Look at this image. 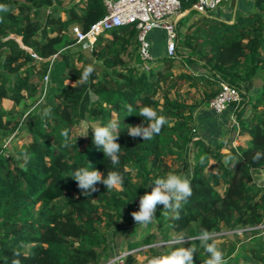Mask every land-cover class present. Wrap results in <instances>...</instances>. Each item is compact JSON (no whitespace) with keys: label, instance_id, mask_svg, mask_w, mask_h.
Returning a JSON list of instances; mask_svg holds the SVG:
<instances>
[{"label":"trees","instance_id":"trees-1","mask_svg":"<svg viewBox=\"0 0 264 264\" xmlns=\"http://www.w3.org/2000/svg\"><path fill=\"white\" fill-rule=\"evenodd\" d=\"M70 1L74 4L58 10L55 5L61 0H0L9 9L0 12V102L20 105L34 99L19 115L0 107V138L4 133L15 137L21 120L34 136L16 153L0 147V264H11L14 258L21 264H105L121 254L115 237L120 242L124 236L129 240L138 226L134 220L120 224L123 211L151 191L148 185L155 178L168 173L187 175L193 195L182 204L179 220L171 213L159 220L160 242L169 241L171 231L195 237L202 229L210 234L252 229V235L260 234L253 245L240 246L233 256L235 248L230 247L227 264H264V229H254L264 225V184L255 178L264 169V158L253 161L257 151H264V0H252L251 10L237 11L231 23L199 16L184 31L177 30L176 57H163L148 70L142 68L137 32L131 26L98 37L89 56L62 51L73 44L65 38L70 26L78 25L85 32L105 13L101 0ZM179 3L180 12L194 13V0ZM175 59L186 66L198 64L207 73L176 74ZM88 64L95 71L81 82ZM34 78L41 82H33ZM222 82L237 88L241 100L230 105L234 117L230 136L214 146L196 129V103L187 104L179 97L185 84H202L200 101L208 105ZM254 85L258 92L251 97ZM88 93L95 99L89 101ZM129 103L136 113L127 115ZM146 105L165 115L168 123L159 135L144 141L130 137L127 126H147L138 115ZM49 106L51 115L45 117L43 111ZM84 116L97 125L111 118L120 121V163L115 168L102 148L93 144L91 129L84 144L72 135ZM65 128L69 129L67 146L60 135ZM235 135L249 139L244 146L233 147ZM223 146L226 153L221 152ZM24 152L30 156L27 164ZM167 158L179 161V167L167 168ZM88 162L105 177L108 171L121 172L124 185L108 191L98 183L97 192L84 196L70 175ZM155 242L156 235L148 234L140 243H127L126 249ZM192 244L198 249L195 264H204L207 254L200 240ZM179 246L173 242L162 250H148L161 256ZM183 246L190 247L191 242ZM134 262L133 254L123 260V264Z\"/></svg>","mask_w":264,"mask_h":264},{"label":"clouds","instance_id":"clouds-1","mask_svg":"<svg viewBox=\"0 0 264 264\" xmlns=\"http://www.w3.org/2000/svg\"><path fill=\"white\" fill-rule=\"evenodd\" d=\"M8 10V6L0 4V12H7ZM94 71V66L88 64L81 73L80 81L87 82ZM51 112L52 109L49 106L44 109L43 116H50ZM126 112L127 115H131L136 113V109L129 103L126 105ZM138 115L144 118L147 126L144 124L128 125L127 134L132 138L140 137L144 141L151 140L154 136L159 135L162 128L168 123V118L159 114L151 106L140 107ZM91 130L93 132V144L97 148H102L105 157L110 159L111 165L115 168L120 163L121 145L117 142L120 134V121L111 118L106 124H98ZM60 135L65 138V146H67L69 129H62ZM22 157L24 164H27L30 160L29 154L24 152ZM261 158H264V151H257L253 156V161H259ZM70 176L76 181L81 193L87 197L99 190L96 187L98 183H102L110 191L122 187L125 181L124 175L116 170L108 171L105 177L90 162L86 167L75 169ZM148 187H151V191L139 197V210L131 213L137 225L147 226L156 221L155 213L158 205L163 206L162 216H168L171 213L174 220H179L182 204L187 203L193 195L191 180L185 174L168 173L166 176L155 178ZM197 239L200 240L201 246L208 256L204 264H227L223 251L218 248L216 243L209 242L212 240V236L206 229H202L200 234L195 237L178 235L176 240L181 246L174 248L165 255L152 257L148 264H195L194 254L198 252V249L192 244V241ZM188 242H191V246L184 247L183 245ZM19 255L20 253L14 252L15 257H19ZM11 264H21V261L14 258Z\"/></svg>","mask_w":264,"mask_h":264},{"label":"rangeland","instance_id":"rangeland-1","mask_svg":"<svg viewBox=\"0 0 264 264\" xmlns=\"http://www.w3.org/2000/svg\"><path fill=\"white\" fill-rule=\"evenodd\" d=\"M74 1H70L69 0H61V4L60 5H55V8H57L58 10H61L63 8H68L71 5H73ZM76 2V1H75ZM188 13V12H187ZM187 13H182L183 15L181 17H183L184 15H186ZM59 15L61 16L62 19H65L64 14L62 13V11H60ZM181 17L179 16V20L181 19ZM195 18H198V16H194V18H192V23L195 21ZM173 19V17L171 18ZM190 21V22H191ZM182 25V23H181ZM177 26V30L179 31H183V27L184 25L181 27ZM108 34L105 33V35ZM65 38L68 42H73V36L70 34L69 31H67V33L65 34ZM107 36V35H106ZM162 37V36H161ZM164 37V35H163ZM160 39V38H159ZM157 39V42H159V44H156L155 46H153L152 48H150V53L152 54V56L155 58L154 59V64L155 62H160V60L165 57L164 55V51L162 50L163 48V43H162V39L159 40ZM19 40V39H17ZM150 41V40H149ZM151 42V41H150ZM161 42V43H160ZM152 45V44H151ZM61 50H65V51H70L71 53H75L77 54L78 52H81L84 56H89V49L87 46H85V44H71L65 48H61ZM154 64L152 65V67L154 66ZM76 66H80V63H76ZM151 67V68H152ZM173 72L174 73H179L180 71H184L187 74L190 75H194L197 76L198 74H206L207 71L204 70L202 67H200L198 64H191V65H185L183 64L180 59H175L173 62ZM33 82L36 83H40L41 81L38 80L37 78L33 79ZM65 84H71V82L69 81H65ZM202 89H204L202 84H194L193 86H190L188 84H185L184 87L182 88L181 94L179 99L180 100H184L187 104H192V103H196L197 106H201V108H204L205 106L201 104L200 98H201V93H202ZM258 92V88L256 85L253 86L252 90L249 92V96H254L256 93ZM89 97L88 100L92 101L95 99V97L91 94L88 93ZM170 97L173 99L175 98L173 94L170 95ZM35 98V97H34ZM34 99H28L26 101H24L22 104L20 105H14L11 101L9 100H2L0 102V107L3 110L6 111H13L14 114H23L26 111V106H29L30 103L33 101ZM196 106V107H197ZM195 107V108H196ZM193 109V113L195 115L196 109ZM249 108V106L247 107V109ZM233 107L229 106L227 108V110L225 111V113L221 116L218 115H211V113L209 112L208 115L209 117L207 118V122L206 124H201L196 122V129L197 131L206 138V140H208L210 143H212L214 146H217L218 144H221L223 142L224 138H228L230 135V128L231 125L233 124ZM20 127L17 130V135L14 137V133L13 134H8V133H4L3 137L0 138V147H2L5 151L7 150L9 153H16V151L23 145V144H27L28 142H30L31 140H33L32 134L27 131L25 129L24 123L22 122V120L20 121ZM222 122L221 126L220 123ZM217 124V125H216ZM97 125L96 122L93 121H89V119L84 116V119H82V121L73 128L72 130V135L74 137H77L79 139L82 140L83 144L85 143L86 137H87V133L89 129L94 128ZM86 135V136H85ZM240 136V135H235V139ZM238 140V139H237ZM236 140V141H237ZM219 146V145H218ZM232 146L235 147L236 145H234V143H232ZM221 152L222 153H226L227 152V148L225 146L221 147ZM167 168L169 169H176L177 167H179L180 162L177 161L176 159L173 158H167L164 160ZM258 172H261L260 174ZM257 173H255V178L256 181L262 182V176L264 175V169L261 171H258ZM219 192H222L221 188H218ZM135 211L133 209V207H130L127 210L123 211V216L124 218L121 219L119 221L120 224H127L129 220H133L131 213ZM162 211H163V206L159 207V205L157 206L156 209V221H154L153 223L147 225V226H142V225H138L136 227V231L134 233L133 236H131L128 240L127 236L122 237L123 240L117 241L118 237H115V244L117 249H121V254L123 253H129V254H133L134 258H135V262L133 264H144V262H146V260H148L149 258H151L152 256H154L149 250V247H152L154 249L157 250H162L163 247L167 246L170 243L173 242H177L176 237L180 234H183L185 237V233H175V232H169V241L162 243L160 242V238L158 235V224H159V220L165 216H162ZM99 229L103 230V227L100 226ZM254 229H259V230H263L264 229V225L262 226H257ZM252 229L249 230H243L240 228H237L235 230H225L223 229L220 232L217 233H212V242L216 243V245L218 246V248L223 251L224 253V258L226 259L227 263H228V256H227V251L229 250L230 247H234L235 250L233 252V254H231V256L234 255L235 252H238L240 250V246H246L247 248L251 247L253 245L254 242V238L258 237L260 234H251L250 231ZM109 234V233H108ZM148 234H155L156 235V242L153 243L152 245H141L139 247H136L133 250L127 251V243H140L142 241V239L147 236ZM120 254V255H121ZM114 257V256H113ZM112 257V258H113ZM111 258V259H112ZM110 259V260H111ZM208 259V256H207ZM235 264H250V263H246V262H242V261H237Z\"/></svg>","mask_w":264,"mask_h":264},{"label":"built area","instance_id":"built-area-1","mask_svg":"<svg viewBox=\"0 0 264 264\" xmlns=\"http://www.w3.org/2000/svg\"><path fill=\"white\" fill-rule=\"evenodd\" d=\"M230 1L194 0L191 11L199 16L217 19L216 12L218 9L222 4L230 3ZM101 2L105 13L101 19L90 25L87 31L83 32L78 25L70 26L69 32L73 36V44H85L90 50L101 35L120 27L131 26L137 32V54L144 70L150 69L154 64L155 58L150 53L151 43L148 37L153 30L164 32L165 57H176L177 23L175 19L181 17L184 13L180 12L179 0H101ZM172 17L173 19H171ZM46 82L47 75L43 78V90H45ZM240 100L239 90L222 82L219 85L217 94L209 100L208 108L213 114L219 116L230 105H237ZM261 181L264 184V175ZM132 207L135 211L139 210V197ZM128 254L115 255L109 260L110 262L108 261L105 264H123V260ZM151 258L146 260L144 264H148Z\"/></svg>","mask_w":264,"mask_h":264},{"label":"crops","instance_id":"crops-1","mask_svg":"<svg viewBox=\"0 0 264 264\" xmlns=\"http://www.w3.org/2000/svg\"><path fill=\"white\" fill-rule=\"evenodd\" d=\"M251 4H252V0H231L230 3L222 4V6L218 9V11L216 12V16L218 17L217 19L220 20V21H223V22L231 23L233 21L234 14L237 11H239V10L240 11H249V10H251ZM195 15L199 17V15H197L195 13L186 14L183 17H181L180 20H179V17H178L177 19H175L176 23H177V26H180L181 23H182L181 27L184 25V27H183V31H184L185 26H188L189 24L192 23L191 20H192V18H194ZM196 19L197 18H195V20ZM163 35H164V32L161 31V30H153L149 34L148 37H149V40L151 41L150 43L152 44L151 48L153 46H155L156 44H159V42H157V39L160 38L159 40L162 39V43H163L162 50L164 51L165 35H164V37H163ZM182 63L185 64L184 62H182ZM204 106H205L204 108H201V106H198V107L195 108L196 109L195 115L193 113L194 120H195V126H196V122L201 123L203 125L208 123L207 122V118L209 117V115H208L209 112L211 113V115H214L213 112L209 110L208 105H204ZM224 113L225 112H223L222 115ZM219 116H221V115H219ZM221 124H222V122L220 123V126H221ZM248 139H249V137L247 135H244V136L240 135L236 139H234L233 143H234V145L244 146L245 142ZM258 173L260 174L261 172H258ZM262 178H263V176H262ZM106 263H108V261Z\"/></svg>","mask_w":264,"mask_h":264},{"label":"water","instance_id":"water-1","mask_svg":"<svg viewBox=\"0 0 264 264\" xmlns=\"http://www.w3.org/2000/svg\"><path fill=\"white\" fill-rule=\"evenodd\" d=\"M46 25H47V20H46L45 23H44V28L46 27Z\"/></svg>","mask_w":264,"mask_h":264}]
</instances>
